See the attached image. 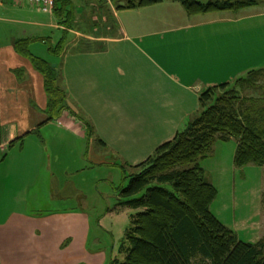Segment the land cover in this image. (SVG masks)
<instances>
[{
	"label": "crops",
	"instance_id": "crops-1",
	"mask_svg": "<svg viewBox=\"0 0 264 264\" xmlns=\"http://www.w3.org/2000/svg\"><path fill=\"white\" fill-rule=\"evenodd\" d=\"M55 4L52 12H41L0 1L1 264L107 262L86 247L91 227L84 211L37 213L39 189L44 199L62 198L55 195L53 137L45 129L56 125L98 145L88 150L89 161L123 160L133 171L197 114L202 91L234 86L245 73L264 70L251 41L264 29V9L248 11L257 5L191 15L176 0L136 8L120 7L126 0ZM52 29L61 32L58 38ZM34 57L47 67L58 62L69 110L57 119H48L45 75ZM54 139L55 145L66 140ZM15 152L10 165L17 166L9 168Z\"/></svg>",
	"mask_w": 264,
	"mask_h": 264
},
{
	"label": "trees",
	"instance_id": "trees-1",
	"mask_svg": "<svg viewBox=\"0 0 264 264\" xmlns=\"http://www.w3.org/2000/svg\"><path fill=\"white\" fill-rule=\"evenodd\" d=\"M162 1L126 0L120 7L136 8ZM176 1L191 15L238 11L259 3ZM33 59L45 75L46 112L49 119H57L69 110L57 68ZM238 87L251 88L252 93L242 94ZM199 102L197 114L172 140L133 167L128 184L118 188L119 203L134 213L119 247L123 257L111 258L110 264H264V236L255 242L241 240L218 218L211 209L218 189L199 163L217 140L234 138L237 167L264 165V70L249 71L234 86L229 82L210 86L200 93Z\"/></svg>",
	"mask_w": 264,
	"mask_h": 264
},
{
	"label": "rangeland",
	"instance_id": "rangeland-1",
	"mask_svg": "<svg viewBox=\"0 0 264 264\" xmlns=\"http://www.w3.org/2000/svg\"><path fill=\"white\" fill-rule=\"evenodd\" d=\"M256 5L248 11H262L264 0H259ZM52 31L50 35L53 39L61 34L59 30L52 29ZM253 36L257 38L255 33ZM254 40H251L254 43L253 47L259 52L255 60H260L264 67V29L261 38L256 39L255 42ZM259 44L261 51L258 49ZM51 45L53 43L45 44L46 47ZM244 62H249V58ZM51 65L59 69L56 60L52 61ZM63 112L68 113L66 110ZM91 124L93 126L92 122ZM44 132L47 136L53 137L51 139L53 186L55 195L58 192L62 198L53 201L44 199L39 189L40 206L37 208V213L45 215L53 212L64 216L77 210L84 211L91 227L89 237L87 236L86 239V247L91 251L102 252L107 258L106 264H110L111 258L122 259L123 255L119 247L134 210L119 203L121 195L118 188L128 184L129 176L134 170L123 163V160L116 158L113 160L115 163L89 161L88 150H91L92 146L98 148V145L95 143L88 145L87 140H77L76 135L66 133L61 127L51 125ZM61 135L66 140L60 145H55L54 138H59ZM216 144V147L213 146L215 149L212 148L206 157L199 159L206 178L218 189V195L211 209L226 226L237 233L241 240L255 242L264 236V165L251 163L237 167L234 162L237 146L234 138L217 140ZM15 158H17L16 152L12 153V158L7 160L6 166L9 168L17 166V163L10 165ZM233 202L234 208L226 211L224 204L231 206Z\"/></svg>",
	"mask_w": 264,
	"mask_h": 264
},
{
	"label": "built area",
	"instance_id": "built-area-1",
	"mask_svg": "<svg viewBox=\"0 0 264 264\" xmlns=\"http://www.w3.org/2000/svg\"><path fill=\"white\" fill-rule=\"evenodd\" d=\"M14 1L21 4L27 3L33 5L37 7L39 10H42L43 12H52L56 3V0H14ZM0 264H1V258H0Z\"/></svg>",
	"mask_w": 264,
	"mask_h": 264
}]
</instances>
